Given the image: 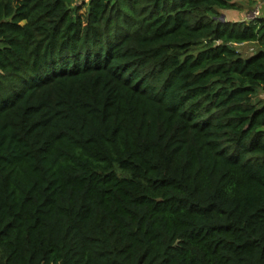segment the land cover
I'll return each mask as SVG.
<instances>
[{
	"label": "trees",
	"instance_id": "1",
	"mask_svg": "<svg viewBox=\"0 0 264 264\" xmlns=\"http://www.w3.org/2000/svg\"><path fill=\"white\" fill-rule=\"evenodd\" d=\"M236 2L0 0V264H264V17Z\"/></svg>",
	"mask_w": 264,
	"mask_h": 264
},
{
	"label": "crops",
	"instance_id": "2",
	"mask_svg": "<svg viewBox=\"0 0 264 264\" xmlns=\"http://www.w3.org/2000/svg\"><path fill=\"white\" fill-rule=\"evenodd\" d=\"M238 4V8L237 9H229V10H223L221 11V13L224 15V19H229L231 21H248L250 19V14L251 11L255 8L258 7L259 10V16L264 17V3L263 0H254L253 4H249L247 3L246 0L243 1H239L236 2ZM249 12V14H248ZM248 14V15H247ZM245 44V43H243ZM243 44H239V45H243ZM247 45H243V46H248L249 47V51L248 53L242 54L243 55H248L249 53H251L255 48V44L252 43H246ZM240 50V48H239ZM241 51V50H240Z\"/></svg>",
	"mask_w": 264,
	"mask_h": 264
},
{
	"label": "rangeland",
	"instance_id": "3",
	"mask_svg": "<svg viewBox=\"0 0 264 264\" xmlns=\"http://www.w3.org/2000/svg\"><path fill=\"white\" fill-rule=\"evenodd\" d=\"M237 2H239V1H243V0H236ZM81 11H84V8H81ZM248 14H249V12H248ZM247 14V15H248ZM243 45H247L246 43L245 44H243ZM243 45H238V48H240V50H241V52L243 53V54H245V53H248V51H249V47L248 46H243ZM261 96H263L264 97V91H261Z\"/></svg>",
	"mask_w": 264,
	"mask_h": 264
},
{
	"label": "built area",
	"instance_id": "4",
	"mask_svg": "<svg viewBox=\"0 0 264 264\" xmlns=\"http://www.w3.org/2000/svg\"><path fill=\"white\" fill-rule=\"evenodd\" d=\"M263 3H264V0H263ZM250 16H251L250 19L259 16V10H258V7H255V8L251 11Z\"/></svg>",
	"mask_w": 264,
	"mask_h": 264
},
{
	"label": "water",
	"instance_id": "5",
	"mask_svg": "<svg viewBox=\"0 0 264 264\" xmlns=\"http://www.w3.org/2000/svg\"><path fill=\"white\" fill-rule=\"evenodd\" d=\"M220 19H224V15L223 14L220 15Z\"/></svg>",
	"mask_w": 264,
	"mask_h": 264
}]
</instances>
